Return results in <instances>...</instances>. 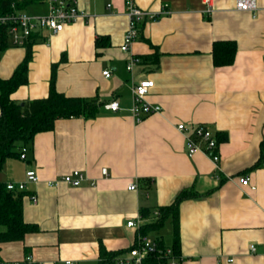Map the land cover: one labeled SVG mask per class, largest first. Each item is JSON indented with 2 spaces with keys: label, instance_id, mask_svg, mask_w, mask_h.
Here are the masks:
<instances>
[{
  "label": "crops",
  "instance_id": "crops-1",
  "mask_svg": "<svg viewBox=\"0 0 264 264\" xmlns=\"http://www.w3.org/2000/svg\"><path fill=\"white\" fill-rule=\"evenodd\" d=\"M50 1L21 10L43 15ZM71 1L82 16L46 42L47 31L36 37L27 82L9 98L46 97L55 65L56 91L101 105L93 118L57 119L52 130L34 135L25 160L3 162L4 184L36 172L38 181L25 184L22 218L38 230L0 243L1 260L17 264L29 255L33 264H95L100 246L124 253L139 235L160 236L171 247L170 222L168 242L160 229L144 235L141 227L185 191L189 196L177 206L179 264H264V157L251 169L264 143V0H255V17L238 10L236 0H209L211 11L204 0H131L158 17L141 22L126 52L119 49L126 0ZM40 5V12H28ZM98 37L103 47L95 46ZM222 40L234 42L236 54L232 64L214 67L211 46ZM152 54L156 62L140 61ZM24 56V47L3 48L0 79L9 78ZM130 59L138 61L127 71ZM142 79L153 80L145 99L160 111L137 122L131 86ZM111 100L119 104L115 112L103 107ZM178 123L211 127L219 143L216 165L199 151L186 153ZM72 170L84 174L80 186H48ZM241 176L249 186L239 183ZM129 220H140L138 227L126 226Z\"/></svg>",
  "mask_w": 264,
  "mask_h": 264
},
{
  "label": "trees",
  "instance_id": "trees-1",
  "mask_svg": "<svg viewBox=\"0 0 264 264\" xmlns=\"http://www.w3.org/2000/svg\"><path fill=\"white\" fill-rule=\"evenodd\" d=\"M35 0H0V12L10 11L11 7L21 10L25 5ZM35 40L29 41L25 46V56L7 79H0V168L7 158L20 155V148L30 149L32 139L36 133L50 131L53 129L57 119L93 118L98 112L100 103L95 98L68 97L59 93L55 89V70L52 65L49 78L47 96L38 99H26L14 102L9 95L19 86L27 82V64L31 59V47ZM104 38H96L97 48L105 45ZM4 39H0V49L6 48ZM212 64L214 67H222L232 64L236 46L232 41H214L211 46ZM63 58V57H62ZM140 61L144 64L157 61V54L143 56ZM264 143L260 144V158L251 169L259 166L263 160ZM23 191L7 190L4 183L0 182V226L4 231L0 232V243L21 241L24 235L36 232L38 229L34 224L24 222L22 218V197ZM189 196V193L180 192L175 200L166 206L157 208L156 218L149 224L141 227V233L146 235L149 232L158 231L165 220H169L171 225L172 243L171 248L174 256H180L179 225H178V203ZM142 216H146L144 211H140ZM160 236L154 240L160 248H163V241ZM98 260L95 264H115L114 259L121 251L112 252L99 247ZM0 264L4 263L0 258ZM17 264H27L25 261ZM144 264H157L153 257L148 258Z\"/></svg>",
  "mask_w": 264,
  "mask_h": 264
},
{
  "label": "built area",
  "instance_id": "built-area-1",
  "mask_svg": "<svg viewBox=\"0 0 264 264\" xmlns=\"http://www.w3.org/2000/svg\"><path fill=\"white\" fill-rule=\"evenodd\" d=\"M204 4L209 8V0H204ZM125 12L127 16V28L123 36V41L119 47L122 52H126L128 46L138 35V29L141 22L145 20L154 21L158 14L148 10H143L134 5L131 0L125 1ZM235 6L238 10L249 13L255 17L260 7L256 5L255 0H236ZM109 7V5H107ZM163 14L168 11L162 12ZM82 14L78 10L76 4L71 0H51L48 5L47 13L43 15H32L11 7L10 11L0 12V39H4L5 44L12 47H24L29 41L35 40L42 31H47L45 42L50 36L61 32L67 24H70L80 18ZM0 49V55H1ZM137 59H130L126 65V70L130 71L132 66L137 63ZM102 76L108 78L110 72L102 71ZM154 82L151 79H142L132 84L131 97L132 106L130 111L135 121L139 122L143 116L160 111V107L146 101V95L153 87ZM107 110L115 112L119 109L116 100H111L103 104ZM176 129L184 133V147L187 154H194L196 151L203 153L216 165L220 160L218 155V141L215 132L204 124H194V126H186L184 123L176 124ZM26 149L20 148V160H25ZM101 174L106 175V168L101 169ZM85 176L78 170H72L62 175L59 179L47 182L48 186H56L58 183H64L71 187H78L85 180ZM38 177L32 169L25 172V181L20 183L7 182L5 187L11 191H24L25 184L36 183ZM241 185H248V177L241 176L239 179ZM249 186V185H248ZM254 189L253 186H250ZM129 190L135 189V184L130 183ZM35 200L34 196L31 197ZM157 215V212L154 213ZM140 221V220H139ZM139 221L129 220L126 223L128 227H138ZM250 250L254 251V246H250ZM153 257L157 260V264H179L180 257H175L170 246L160 248L154 239L146 236H137L135 242L124 253L119 254L114 259L115 264H144L148 258ZM24 261L27 264H33L31 257L28 255ZM231 262V259H227ZM68 263V262H67Z\"/></svg>",
  "mask_w": 264,
  "mask_h": 264
},
{
  "label": "rangeland",
  "instance_id": "rangeland-1",
  "mask_svg": "<svg viewBox=\"0 0 264 264\" xmlns=\"http://www.w3.org/2000/svg\"><path fill=\"white\" fill-rule=\"evenodd\" d=\"M42 8H43V5H40V6H38V7H36V8H30V9H28V12L29 11H38V12H40L41 10H42ZM11 160H15V161H20L17 157H14V158H12ZM169 231H170V225H169V220H165L164 221V223H163V225H162V227L160 228V230H159V232H161L162 233V238L164 239V241H166V242H168V235H169Z\"/></svg>",
  "mask_w": 264,
  "mask_h": 264
},
{
  "label": "water",
  "instance_id": "water-1",
  "mask_svg": "<svg viewBox=\"0 0 264 264\" xmlns=\"http://www.w3.org/2000/svg\"><path fill=\"white\" fill-rule=\"evenodd\" d=\"M263 165H264V163H263Z\"/></svg>",
  "mask_w": 264,
  "mask_h": 264
}]
</instances>
